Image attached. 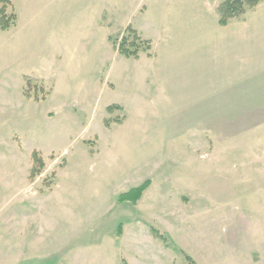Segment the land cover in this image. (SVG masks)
<instances>
[{
	"label": "rangeland",
	"instance_id": "obj_1",
	"mask_svg": "<svg viewBox=\"0 0 264 264\" xmlns=\"http://www.w3.org/2000/svg\"><path fill=\"white\" fill-rule=\"evenodd\" d=\"M260 1L0 0V264H197L205 240L264 264V212L237 199L264 207L263 107L189 120L187 66L203 30ZM143 184L190 214L146 217L135 243L121 227L145 191L120 196Z\"/></svg>",
	"mask_w": 264,
	"mask_h": 264
},
{
	"label": "crops",
	"instance_id": "obj_2",
	"mask_svg": "<svg viewBox=\"0 0 264 264\" xmlns=\"http://www.w3.org/2000/svg\"><path fill=\"white\" fill-rule=\"evenodd\" d=\"M214 26L213 31L218 33L203 30V33L195 39L200 44H191L197 48L192 46L195 50H192V55L188 57L187 66L196 74L192 76V83L189 84L193 90L190 101L193 104V111L191 115L188 113L190 115L188 119L193 121L210 120L211 106L218 105L225 107L224 110L230 111L234 115L232 119L243 120L245 119L243 117L244 106L264 108V0L260 1L250 12V15L245 18L230 20L224 26L216 21ZM263 108L258 114H263ZM260 118L264 119V115L258 116V119ZM253 164L254 166L246 163L243 168L256 167V164ZM258 166L264 168V163L261 162ZM257 194L252 189L249 195H245L246 197L237 198L251 200L250 215L252 217V212L255 210L258 214L264 212V207L259 206L260 208H258V205L253 203ZM241 211L244 214L243 210ZM188 214H190L188 210L183 209L180 213L168 204L165 206V204L156 203V199L150 198L148 191H145L142 198L134 205V216L141 218L139 220L128 219L121 228H134V232L137 231L139 234L143 231L142 234L145 235L144 230L152 228L153 225L146 221V217L158 218V221L159 218L171 217L169 220L171 222L167 221L166 226L173 228L174 221L177 222L174 217ZM161 220L159 223L163 224V219ZM253 222L254 220H250L249 228H261L260 223ZM208 223L205 222L202 228H210ZM124 231L126 232V230ZM139 235L140 237H134L135 243L141 238V234ZM202 248L205 256L203 262L197 264H227L224 257L220 255L219 245H212L210 241L205 240L202 243ZM214 252L218 253V256H215ZM211 254L212 257H210ZM127 255L129 256L128 263L131 264L133 262L132 254L128 252ZM158 261L160 264L162 263L161 259ZM136 262L141 264L140 259ZM145 262L148 264L146 258Z\"/></svg>",
	"mask_w": 264,
	"mask_h": 264
},
{
	"label": "trees",
	"instance_id": "obj_3",
	"mask_svg": "<svg viewBox=\"0 0 264 264\" xmlns=\"http://www.w3.org/2000/svg\"><path fill=\"white\" fill-rule=\"evenodd\" d=\"M14 17V16H13ZM10 19L11 23H9V19L3 15V20L1 21V24H6V28H9L10 25H14L16 18ZM220 24L221 25H226L227 24V20L226 19H222L220 20ZM120 50L127 56H133L134 53L130 52L129 50H125L124 48V43H122L120 45ZM147 184H143L142 186L135 188L134 190H132L131 192L127 193V194H122L120 196V201L121 202H131V203H136L138 201V199L142 196L143 192L146 190Z\"/></svg>",
	"mask_w": 264,
	"mask_h": 264
}]
</instances>
